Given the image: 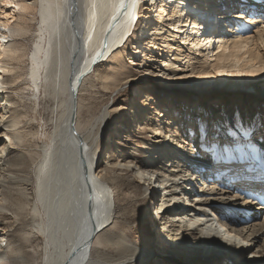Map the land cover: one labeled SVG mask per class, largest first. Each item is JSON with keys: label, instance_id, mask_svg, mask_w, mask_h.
<instances>
[{"label": "bare ground", "instance_id": "obj_1", "mask_svg": "<svg viewBox=\"0 0 264 264\" xmlns=\"http://www.w3.org/2000/svg\"><path fill=\"white\" fill-rule=\"evenodd\" d=\"M27 1L6 3L26 8ZM150 1H30L39 23L30 32L26 71L21 65L15 71L10 59L23 57L19 39L29 27L11 23L9 13L0 17V264H264V192L254 190L264 182L248 184L241 173L263 162L264 0H173L171 6L158 0L153 38L141 49L136 29ZM218 22L225 29L216 39L193 36ZM132 42L142 62L158 58L153 48L171 52L145 71L172 89L165 94L184 96L187 109L176 120L145 92L130 110L131 124L152 132L132 147L144 158L119 150L112 156L115 147L107 142L111 155L99 160L105 125L118 109L112 94L132 79L123 58ZM182 59L190 62L189 73L180 68ZM9 72L25 73L28 91L20 93L30 103L17 104L5 90L17 78ZM90 77L110 96L84 120L81 91ZM42 93L50 102L49 130L33 121L37 116L26 119L29 105L40 111ZM190 114L194 124L185 130ZM230 148L238 154L231 157ZM218 159L239 164L217 168ZM224 169L234 178L220 176ZM122 176L136 178L143 196L122 203ZM146 198L157 201L156 238L127 220L142 213Z\"/></svg>", "mask_w": 264, "mask_h": 264}, {"label": "rangeland", "instance_id": "obj_2", "mask_svg": "<svg viewBox=\"0 0 264 264\" xmlns=\"http://www.w3.org/2000/svg\"><path fill=\"white\" fill-rule=\"evenodd\" d=\"M30 1H33V0H30ZM30 1L29 0L27 1L29 4L27 3L28 6L26 8H19V7L13 8L12 4L6 3V0H0V17L2 19H5V18H7V16H10L9 20L11 21V23L21 21L20 23L27 25L29 27V30H30L28 32V34H26L27 36H21L19 39L22 43L21 49L24 51L23 57H20L22 59V61L20 58L19 59H13V60L10 59L11 64L14 67H16L15 71L16 70L21 71V66H23V69L26 68L25 71L27 70V67L29 64L28 54L31 51V49L33 47V43H34L32 37H31L32 35L30 32H32V34L34 32L36 33L38 23H39V17H38L39 15H38V12H36L37 7L35 5H31V8H30V4H31ZM154 1H152V2L150 1L151 3H149V4H151V5L150 6L148 5L149 6L148 8L143 9L144 12L142 11L143 15H141V20H143L144 22L142 21L143 23H141V24L139 23V26L136 29L137 35H135L136 38H135L134 43L138 44V45L140 44L142 46L141 49H144V47L147 46V43L149 42V40L153 38L152 34H150L151 33L150 27L153 25L152 23H154V22L158 23V20H159V18L157 16L153 17V14L156 13L154 6H156V2L158 0H154ZM172 1L173 0H167L166 4L170 3L169 6H171ZM11 12L13 14H15V15H13V17L11 15ZM4 13H9V14L6 16V15H4ZM156 14L158 15V13H156ZM170 15L171 14H169V16ZM149 16H151L150 19L148 18ZM170 18L171 17L167 18L166 20L169 21ZM148 19L152 20L151 23L148 22ZM27 23H29V25ZM144 24L145 25L147 24V28H144V26H142ZM222 24L223 23L220 22V24H219V22H218V26L217 27L215 26V28L213 27L214 29L205 30V31H203L199 34H195L193 36L197 37L199 35V37L204 38L208 34H212L214 39H216V37H217L216 34L218 35L220 33V32H218V30L223 31L225 29V27ZM220 28L223 30H221ZM145 31L146 32L148 31V32L144 33ZM149 31H150V33H149ZM184 34L185 33H183L181 35L184 37L186 35V34L185 35ZM193 36H192V39L194 38ZM172 37H173V41L178 40L177 38H175V35H173ZM23 43H25V44H23ZM134 43L132 42V43L127 44L125 51H123V58L126 61L125 65H126V67H130L132 70V76H131L132 79L124 87H122L121 91H119L117 94H116V92H114L112 94L114 96V100H115L114 101V105H115L114 107L118 108V109L114 110V112L112 113V116L108 120V123L105 125V130L103 133L102 143H101L102 146H101L100 152L98 153V159L99 160L101 158L107 156L108 154L111 155V152L107 153L108 149L107 148L105 149L107 142H111L112 145L115 147V150L113 151L112 156H114L115 153L118 152L116 150H119L121 153H125V154L130 156L136 152V151H133L134 148H132V147H136V146L140 147V145H142L143 142H145V140H144L145 138L152 136V132H150V131H145L144 133H142L140 130H138L139 125L135 124V122H133L131 124V120H130V113H131L130 110H131L132 102L135 100V101L140 103L141 100H143L146 97L145 92H148L150 95H152V98L149 99L148 102H151L152 105L155 104L154 101L156 103L161 104L166 109L165 112L175 113L173 115V117L176 120H181L179 115H182V110L187 109L186 105L183 103L184 101H186L183 98L184 96L182 97L178 93L165 94V92H163V91L168 92V90H172V89H166L165 88V90H164V88H162L163 83H161V81L158 79H154V77L151 75V73L145 71V69H147V68L152 70L153 68H155V66L160 65V61H158L159 57H161V58L166 57L167 54H169V56H170L171 52L167 51V48H164L165 49L164 51L161 50L162 48H160V47L159 48H153L155 50L153 53L156 52L155 54L159 55L158 58H156V59H152V58L148 59L147 58L148 61L142 62V59L144 58L143 53L142 52H138V53L135 52L134 53V50H135V48L133 47L135 45ZM211 44H212V42H211ZM216 45H218V42L217 43L215 42L212 45L213 47L212 46L211 47L214 48ZM189 48H190V46H189ZM25 53L27 56L25 55ZM131 57H133V58H131ZM130 58L132 60H134L133 63H131ZM179 63H181L180 68L182 67V69L186 70L187 73L190 72L189 70H191L192 66L191 67L188 66L187 68L185 67L190 62H186V59H184V60L182 59V61H179ZM18 67H20V68H18ZM23 69H22V71H24ZM13 72L12 73L9 72L7 75H12V74L15 75V73H13ZM24 74L25 73H23L21 76L15 75L17 78H19V77L20 78L19 79L15 78V80H14L15 82L12 83V85H8L9 87H7L5 89L7 92H9L15 96V98L17 99L16 100L17 104L18 103H21V104L30 103L28 100H26L28 98V96L24 100L22 98V95H21L22 93H20V91L21 92L22 91H26V92L28 91L26 88L28 85L27 81H25V79H23V77L25 76ZM17 80H18V84H17ZM96 83H97V81L90 77L86 82L85 88L81 91V100H82V103H84L83 111H82V116H83L84 120H87L89 115L95 116V114L99 111L100 107L103 105V103L108 101L109 96H110L109 92L106 91L107 93L103 94L101 89H99L96 85L94 86V84H96ZM178 84L180 85V83H178ZM14 88H16V89L14 90ZM174 88L176 90H180L178 87H174ZM16 90L18 93H16ZM17 95L20 96L19 99H18ZM41 96H42L41 104H40V106H37L38 107L37 109H40L41 113H40V111L35 113L34 108L30 107V105H29V107L27 108L28 114H27L26 119L32 123V121H31L32 118L37 116L35 118V120H33V121L35 123L41 125V127L49 130V128H51V122H50V118H49L51 113H50V106L48 105L50 102L48 103V98L43 93L41 94ZM173 98L175 99V102H170V101H172ZM181 101H183V102H181ZM14 105H16V104H13V106ZM155 112H156V110H155ZM11 115H15V114H11ZM192 115L193 114H190L188 121H186L185 130H187L186 128H189V127L191 128V125L194 124V122L192 121L193 120ZM46 120H48V121H46ZM124 122L126 123V125H123ZM127 125L130 127L132 126V127L129 129H124V127H127ZM27 128L25 127V130ZM119 128H120V130L123 129L122 131H124V132H119V130H118ZM251 136H252V134H251ZM243 138L247 139V140L249 139V137L246 134L244 135ZM135 144H137V145H135ZM233 151L234 150L232 148H230V152H233ZM135 155H139V154L136 152ZM139 157L141 159L144 158V156L142 154H140ZM231 161H229V162L233 163V160H231ZM215 163L217 166V162H215ZM210 170H214V167L210 168L209 171ZM222 173H223V175H221V173L219 172L220 176H226V174H224V171ZM243 173H245V172H243ZM227 176L229 177V175H227ZM231 178L232 179L234 178V174H231ZM231 178L229 177L228 179H231ZM240 180H242V179H239V181H237V182H240ZM243 180H248V179H243ZM117 184H122L121 187L120 186L118 187V190L121 193V197L123 196V198L121 199L122 203L127 202V200H131L132 199L131 196L134 194L137 196H140V197L143 196L144 190L142 189V186H138L137 180L134 177L131 178V177H127V176H125V177L122 176ZM139 207L140 206L137 203L136 208L139 209ZM156 207H157V201L156 200L146 198L142 202V210H143L142 213H140L137 216H134L135 218L128 216L127 220H131L132 222L134 221L131 225L133 227H136V226L139 227L137 229L139 232L140 231L147 232L149 234L148 236L151 235L150 237L156 238L159 233H158V231H156L157 227H154L155 228L154 229L152 226L153 225V219H154L153 217L155 216L154 212H155ZM127 214H130V213H127ZM120 216H121V214H120ZM160 230H162V228L159 229V231ZM138 231H137V234L139 233ZM132 238L133 239L136 238L135 234L133 235ZM155 252H156V249H155ZM3 263L7 264L8 262H3ZM8 264H10V263H8ZM16 264H17V262H16Z\"/></svg>", "mask_w": 264, "mask_h": 264}, {"label": "water", "instance_id": "obj_3", "mask_svg": "<svg viewBox=\"0 0 264 264\" xmlns=\"http://www.w3.org/2000/svg\"><path fill=\"white\" fill-rule=\"evenodd\" d=\"M126 1V0H125ZM125 7H127L126 6V4H125ZM75 91H74V96H73V98H74V105H73V118L75 117V110H76V93H77V90H76V88L74 89Z\"/></svg>", "mask_w": 264, "mask_h": 264}, {"label": "snow or ice", "instance_id": "obj_4", "mask_svg": "<svg viewBox=\"0 0 264 264\" xmlns=\"http://www.w3.org/2000/svg\"><path fill=\"white\" fill-rule=\"evenodd\" d=\"M253 134H255V133H253Z\"/></svg>", "mask_w": 264, "mask_h": 264}]
</instances>
